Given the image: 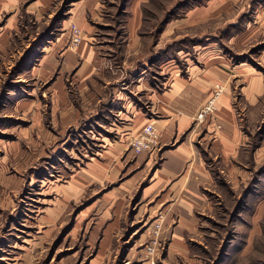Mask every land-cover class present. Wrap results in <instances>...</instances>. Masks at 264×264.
I'll return each instance as SVG.
<instances>
[{
  "label": "rangeland",
  "instance_id": "obj_1",
  "mask_svg": "<svg viewBox=\"0 0 264 264\" xmlns=\"http://www.w3.org/2000/svg\"><path fill=\"white\" fill-rule=\"evenodd\" d=\"M81 5L0 0V264H264V0H100L98 17L77 18ZM135 24L136 46L125 53ZM85 46L84 56L99 60L94 68L82 66ZM126 58L144 61V80L160 90L169 76L162 61L183 77L189 64L220 72L210 99L221 95L203 120L197 116L210 99L200 107L192 137L212 176L202 187L209 206L193 212L195 228L183 239L165 225L167 188L145 190L167 147L149 152L144 179L125 193L119 187L139 156L132 138L119 178L83 172L100 158L104 139H116L107 128L116 117L104 114L99 124V107L87 115L101 78H92L94 88L77 82L90 70L121 81ZM133 93L146 106L144 93ZM223 95L235 128L229 153L215 134ZM156 222L160 244L150 258L145 247Z\"/></svg>",
  "mask_w": 264,
  "mask_h": 264
},
{
  "label": "crops",
  "instance_id": "obj_2",
  "mask_svg": "<svg viewBox=\"0 0 264 264\" xmlns=\"http://www.w3.org/2000/svg\"><path fill=\"white\" fill-rule=\"evenodd\" d=\"M99 2L100 0H79L82 5L77 9V18L86 17L87 13L91 18L95 15L98 17L100 9L97 4ZM135 14V17H138L139 11L136 10ZM138 30L137 24L128 29L131 38L128 45L124 47L125 53L126 48L132 50L135 48ZM166 31L161 37L167 34ZM81 51H83L82 58L84 59L82 66L88 65L87 67L94 68L99 60L94 59L93 55H89L90 58H87V55L84 56L88 51L87 46L83 47ZM121 64L122 70L128 72L126 78L121 81L117 79L114 82H106L104 79L105 73H109L108 70L102 74L90 70L77 82L86 86L90 84L94 88L91 84L92 78H101L99 83H96L99 88L92 90L95 102L91 105L92 109L88 111L87 115L97 114L96 110L99 107L100 118L96 121L99 124L102 123L100 120L105 116L104 114L110 113L116 117V121L107 124L108 129L116 132V139L113 141L104 139L106 146L100 154V158H92L83 169L85 178H119L122 173L126 172L121 163H128L132 157L131 152L128 151L129 140L149 126L154 127L159 135V144L161 147L167 148L160 155L159 167L154 168L151 176L147 179L149 183L145 190L148 193L151 186L155 187V185L159 188H167L162 203L165 206L164 211H166L165 225L175 226L174 240L183 239L187 230L195 228L193 212L204 210L206 206H209V200L202 187L204 184H210L212 176L205 166L200 147L192 142V137L193 133L198 131V125L194 124L196 114L200 107L210 99L211 90L218 83L220 72L216 70L196 71L195 67L189 64V73L187 77H183L179 75V70L175 66L162 61L160 68L163 73L165 72L169 76L161 85L164 89L160 90L144 80L143 73L139 70L146 65L144 61L135 58L130 62L126 58L122 60ZM69 65L71 64L69 63ZM73 81H76V78ZM103 89L105 92L102 91ZM129 90L132 93H129ZM134 91L144 93L146 106L138 102ZM104 93H106V98H109L107 104H103ZM218 112L221 113L217 114L221 129L215 132L216 143L222 144V147L229 153V146H233L234 143L227 141L234 140L235 128L234 120L230 116L231 107L227 95L219 98ZM121 156L122 161H118ZM153 159V155L149 153L139 155L133 162L135 170L131 173L132 177L125 180L119 189L123 193L133 189L144 179ZM114 163L117 164L114 166Z\"/></svg>",
  "mask_w": 264,
  "mask_h": 264
},
{
  "label": "built area",
  "instance_id": "obj_3",
  "mask_svg": "<svg viewBox=\"0 0 264 264\" xmlns=\"http://www.w3.org/2000/svg\"><path fill=\"white\" fill-rule=\"evenodd\" d=\"M71 33H72L71 35L72 43L76 46L79 44L81 40L80 30L75 25H73L71 27ZM220 95L221 93H216L217 97H212L207 102L208 104L206 103L207 105H205L201 109L199 115L197 116L198 120H203L204 117L212 111L214 107V102ZM158 140H159V135L156 132L155 128L149 126L148 128L144 129L142 133L133 137L130 141V145L134 154L140 155L142 153H149L153 151L159 144ZM161 231H162L161 222H156L154 228L152 229L151 240L149 244H147L145 247V253L147 257L153 258V256L155 255L157 247L160 244Z\"/></svg>",
  "mask_w": 264,
  "mask_h": 264
},
{
  "label": "trees",
  "instance_id": "obj_4",
  "mask_svg": "<svg viewBox=\"0 0 264 264\" xmlns=\"http://www.w3.org/2000/svg\"><path fill=\"white\" fill-rule=\"evenodd\" d=\"M171 19V17H165L163 23L168 22Z\"/></svg>",
  "mask_w": 264,
  "mask_h": 264
}]
</instances>
